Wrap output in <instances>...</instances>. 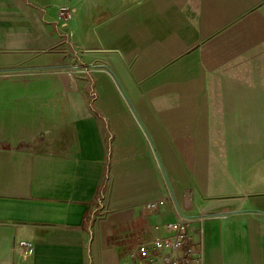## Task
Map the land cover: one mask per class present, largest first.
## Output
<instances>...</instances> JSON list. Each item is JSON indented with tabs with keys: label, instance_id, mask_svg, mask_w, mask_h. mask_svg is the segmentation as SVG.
<instances>
[{
	"label": "crops",
	"instance_id": "obj_1",
	"mask_svg": "<svg viewBox=\"0 0 264 264\" xmlns=\"http://www.w3.org/2000/svg\"><path fill=\"white\" fill-rule=\"evenodd\" d=\"M15 67L0 264H126L177 210L202 264H264V189L230 166L264 100V0H0V70Z\"/></svg>",
	"mask_w": 264,
	"mask_h": 264
},
{
	"label": "built area",
	"instance_id": "obj_2",
	"mask_svg": "<svg viewBox=\"0 0 264 264\" xmlns=\"http://www.w3.org/2000/svg\"><path fill=\"white\" fill-rule=\"evenodd\" d=\"M84 71L85 69H79V66H71L66 70L68 74L75 75L84 74ZM155 205V201L146 203L147 208H153ZM177 213L178 220L167 224L171 233L138 243L131 254L134 259L126 264H202L203 250L188 231V224L193 218L179 210ZM20 244L25 247V242ZM32 251V246L28 245L26 253L30 254Z\"/></svg>",
	"mask_w": 264,
	"mask_h": 264
},
{
	"label": "rangeland",
	"instance_id": "obj_3",
	"mask_svg": "<svg viewBox=\"0 0 264 264\" xmlns=\"http://www.w3.org/2000/svg\"><path fill=\"white\" fill-rule=\"evenodd\" d=\"M20 67H15L10 72L0 70V90H25V70H15ZM4 69V68H1ZM37 76V75H32ZM32 78V77H31ZM47 88H53L52 84H46ZM260 84L255 83V91H260ZM35 89H39L37 86ZM249 103L251 102L250 99ZM248 124L253 127V137L250 141L248 137L247 146H237L239 162L231 163L232 169H237L239 177L234 180L239 186L253 188L254 192H261L264 189V100L254 98L252 104V114L248 115ZM250 134V132H248ZM238 141V145H240ZM237 156V155H236ZM236 158V157H235ZM242 159V161H240ZM246 172L248 176L243 178L240 173Z\"/></svg>",
	"mask_w": 264,
	"mask_h": 264
}]
</instances>
